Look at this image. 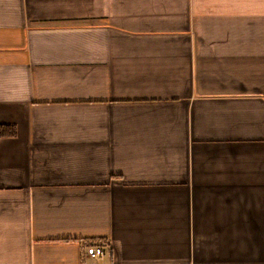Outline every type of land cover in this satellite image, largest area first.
<instances>
[{"label":"crops","instance_id":"crops-1","mask_svg":"<svg viewBox=\"0 0 264 264\" xmlns=\"http://www.w3.org/2000/svg\"><path fill=\"white\" fill-rule=\"evenodd\" d=\"M0 124V264H264V0H0Z\"/></svg>","mask_w":264,"mask_h":264},{"label":"trees","instance_id":"trees-1","mask_svg":"<svg viewBox=\"0 0 264 264\" xmlns=\"http://www.w3.org/2000/svg\"><path fill=\"white\" fill-rule=\"evenodd\" d=\"M16 133H17V129L14 125L0 124V137L15 136ZM101 245L103 246L104 244L101 243Z\"/></svg>","mask_w":264,"mask_h":264},{"label":"built area","instance_id":"built-area-1","mask_svg":"<svg viewBox=\"0 0 264 264\" xmlns=\"http://www.w3.org/2000/svg\"><path fill=\"white\" fill-rule=\"evenodd\" d=\"M106 252L104 248L101 245H95L90 251H89V256L92 259L99 260L103 256H105Z\"/></svg>","mask_w":264,"mask_h":264}]
</instances>
